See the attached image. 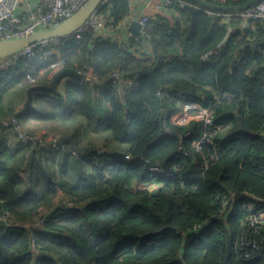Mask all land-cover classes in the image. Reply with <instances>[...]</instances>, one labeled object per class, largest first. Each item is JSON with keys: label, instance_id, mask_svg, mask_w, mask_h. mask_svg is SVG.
Returning <instances> with one entry per match:
<instances>
[{"label": "trees", "instance_id": "obj_1", "mask_svg": "<svg viewBox=\"0 0 264 264\" xmlns=\"http://www.w3.org/2000/svg\"><path fill=\"white\" fill-rule=\"evenodd\" d=\"M112 2L99 13L115 29L129 1ZM168 13L149 22V52H139L135 38L116 42L87 32L45 45L65 69L91 81L64 77L52 91H34L29 107L6 96L19 88L26 101L32 85L24 83L25 71L35 60L21 57L0 70V214L10 220L0 221V264H264V228L258 252L246 257L237 244L248 205L264 207V28L255 21L225 39L241 18L224 21L201 10L193 17L187 8ZM37 70L45 78L35 85H49L46 64ZM114 71L134 80L120 91ZM185 103L213 108L208 140L198 148L192 143L201 123L173 120ZM12 117L28 133L43 125L46 137L58 135L68 147L19 142L32 152L23 189L4 134ZM65 151L76 153V179L58 182L56 165L69 168ZM155 163L161 173L150 170ZM152 182L156 189L144 187ZM43 209L42 227L23 226Z\"/></svg>", "mask_w": 264, "mask_h": 264}, {"label": "built area", "instance_id": "obj_2", "mask_svg": "<svg viewBox=\"0 0 264 264\" xmlns=\"http://www.w3.org/2000/svg\"><path fill=\"white\" fill-rule=\"evenodd\" d=\"M21 1L22 0H0V41L25 37L37 31L62 23L66 19L70 18L76 11H78L88 0H26L23 2V6L21 5ZM154 1L156 12L161 14L169 12L172 8H187L188 6H193L197 10L205 11L208 14H212L217 17H222L224 21L229 20L232 17L241 18L240 24L229 25L227 27V36L225 39L237 31L244 32L246 29H249L252 22L255 21H260L264 28V0H260L253 6L237 12L213 11L193 4L187 0ZM209 1H217L216 3L225 4L227 0ZM104 7L111 9L113 7L112 0H102L98 10L93 12L87 18V20L74 33L73 36L80 38L81 34L85 32L98 35L102 34L104 31L114 29L106 25V17L99 13ZM154 18L155 17L145 15L140 17L137 22L140 25L141 34L131 37L135 38L141 43L140 50H142V53L150 51L151 35L148 32V27L150 20ZM58 41V39H52L27 46L20 52L0 60V70L13 65L21 57L29 60H35V64L30 65L25 71L24 83L34 86L41 79L45 78L44 71H38L37 69L39 68V65L46 64V69L50 70V73L46 75V81L49 85H51L56 76L65 70V63L61 57H54L56 52H54L52 49L45 50L43 47L48 43H57ZM205 58H207V56H205ZM76 72L81 75L80 79L82 83L91 81L90 75L88 73H85L81 70H77ZM111 77L114 79L120 91L123 89V87L129 86L134 80L128 78V76L124 75V73L121 71H114ZM64 81L65 79H62L60 83H63ZM157 96L162 97L164 94L162 91H158ZM213 98L214 100L219 101L222 97L217 93H214ZM181 105V112L176 114L173 117V120L184 125L188 124L192 120L201 123V138L199 140L193 141L192 143L198 148L202 142L208 140V127L214 122L212 105L202 106L198 103H185ZM164 117H167L166 113H164L163 118ZM5 126L6 130L4 131V134L8 136L10 133H13L22 143L42 146L45 149L52 148L58 150L64 147V141L58 135L49 137V142H46L44 139L46 136L42 133L34 134L23 131L21 126L18 124L17 119L14 117L9 119L5 123ZM164 132L170 133L168 129ZM178 137L180 140L183 138L181 135H178ZM125 158L128 159L129 155H125ZM208 167L209 165L206 162L204 171H206ZM150 170L157 173H161L163 171L162 167L158 163L151 165ZM144 187L152 191L158 187V183L152 182L144 185ZM60 202L66 206H71V203L63 198L60 200ZM248 207L250 210L252 208V212H250L244 218L242 222V230L237 239V244L242 250L246 252V257H249L252 253H256L260 250V245L256 236L260 233V229L264 228V207L256 210H253V205H248ZM45 212L46 209L41 210L40 214L33 219L32 223H25L23 226L28 229H30L32 226L42 227L44 224L43 215ZM0 221L9 224L10 220L8 214H0ZM199 227V225H195L194 229H198ZM30 237L32 251L33 253L37 254L39 250L35 247V241L31 235Z\"/></svg>", "mask_w": 264, "mask_h": 264}, {"label": "water", "instance_id": "obj_3", "mask_svg": "<svg viewBox=\"0 0 264 264\" xmlns=\"http://www.w3.org/2000/svg\"><path fill=\"white\" fill-rule=\"evenodd\" d=\"M102 0H88L78 11H76L70 18L66 19L62 23H59L55 26L48 27L46 29L37 31L31 35L17 38V39H8L0 41V60L9 57L15 53L20 52L25 47L45 42L52 39H64L71 37L74 33L83 25L87 18L96 10H98ZM193 4L201 6L203 8L220 11V12H237L247 9L260 0H246L237 5H226L219 4L216 2L208 0H187ZM187 9L192 13L194 17L197 9L193 6H188ZM123 33L126 32L124 27L120 28ZM128 31L131 32L133 36L140 35V25L137 21H132L128 27ZM74 76L76 78H81V75L72 69H65L59 75L56 76L51 85H34L28 88L27 90V99L25 105L27 107L31 106L33 92L38 90L52 91L56 88L57 84L64 79V77ZM163 116L161 117V120ZM64 141V139H63ZM181 232V231H180ZM182 260L181 257L178 258Z\"/></svg>", "mask_w": 264, "mask_h": 264}, {"label": "rangeland", "instance_id": "obj_4", "mask_svg": "<svg viewBox=\"0 0 264 264\" xmlns=\"http://www.w3.org/2000/svg\"><path fill=\"white\" fill-rule=\"evenodd\" d=\"M23 97H22V96ZM21 96V97H20ZM7 101L9 102V101H11V102H13V100H15V102H16V104L19 106V108H21L23 105H24V103H26L25 102V93H24V91L22 90V89H19V88H16V89H13V90H10V92L7 94ZM53 125V124H52ZM52 125H50V126H52ZM57 125V124H56ZM31 127V126H30ZM55 127V128H54ZM59 126H52L51 128H53L54 130L55 129H57ZM32 128V127H31ZM21 129L23 130V131H27V133H28V127L27 126H22L21 127ZM32 129H34L33 131V133L35 134V133H42L43 135H45L46 134V131L43 129V130H41V131H36V128H32ZM11 135H9V136H11V137H15V135L13 134V133H10ZM51 134V133H50ZM42 135V136H43ZM49 137H51V136H49ZM49 137H45L44 139L46 140V142H49ZM16 138V137H15ZM10 139V138H9ZM61 139H63V138H61ZM18 140V139H17ZM19 141V140H18ZM20 142V141H19ZM100 143H102V142H100ZM100 145H102V144H100ZM64 146H65V143H64ZM99 146V145H98ZM16 147V146H15ZM22 148H24V146H22ZM20 149V147H19V149H18V147L16 148V150L14 151V157H13V161H12V163L13 164H15V165H18V167H20V171H19V173H18V175H19V178H20V184L18 185L19 186V188L20 189H23L24 187H25V185L27 184V171H26V166H27V164H28V158L30 157V153L32 154V152H29L28 154L29 155H27L26 154V151H24V149ZM60 150H67V148H61ZM65 152H67V151H65ZM63 156H65L66 158H64L65 159V161H64V163H63V165L65 166V165H67V166H69V168H67V170H66V168L64 169V170H60L61 168V166L59 165V163L56 165V170L57 171H55L54 172V175L56 176V178H57V181L58 182H62V181H65V180H71L72 181V179H76L75 178V176H74V171L72 170L73 168H72V166H74V162H76V160H74V158L76 157V153H74L73 155L69 152H67V153H63ZM62 156V157H63ZM46 158V157H45ZM67 163V164H66ZM72 165V166H71Z\"/></svg>", "mask_w": 264, "mask_h": 264}, {"label": "crops", "instance_id": "obj_5", "mask_svg": "<svg viewBox=\"0 0 264 264\" xmlns=\"http://www.w3.org/2000/svg\"><path fill=\"white\" fill-rule=\"evenodd\" d=\"M24 1H26V0L21 1L22 6L24 4L23 3ZM30 1H32V0H30ZM128 1H129V12H128L126 18L123 20V22H121V24H120L121 26L119 25L120 28L124 27L126 29V32L123 33L121 31V29L119 27H117L115 29L102 32L103 36L109 37L113 41H116V42H127L133 36L131 34V32L128 31V27L130 26L132 21H137L140 17H142L144 15L150 16V17H156V15L161 14V13L156 12V10H155V1L154 0H128ZM161 15L166 16V15H169V13L167 12V13H164ZM139 52H142V50H140ZM45 126H46V124L44 125V127ZM42 127H43V125H41V126L37 125L36 131L43 130ZM8 140L10 143L11 151L14 153V151L16 150L17 147L19 149L20 143L15 137L13 138L9 135H8ZM47 156H48L47 160H48V162H50L51 157L49 155H47Z\"/></svg>", "mask_w": 264, "mask_h": 264}]
</instances>
